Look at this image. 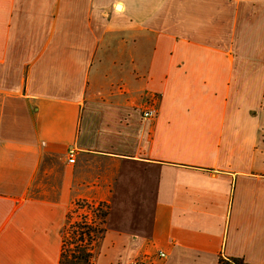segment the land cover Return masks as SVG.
<instances>
[{
	"label": "crops",
	"instance_id": "obj_1",
	"mask_svg": "<svg viewBox=\"0 0 264 264\" xmlns=\"http://www.w3.org/2000/svg\"><path fill=\"white\" fill-rule=\"evenodd\" d=\"M77 201L95 264H264V0H0V264Z\"/></svg>",
	"mask_w": 264,
	"mask_h": 264
},
{
	"label": "trees",
	"instance_id": "obj_2",
	"mask_svg": "<svg viewBox=\"0 0 264 264\" xmlns=\"http://www.w3.org/2000/svg\"><path fill=\"white\" fill-rule=\"evenodd\" d=\"M101 204L102 203H100V205ZM74 207L90 208L94 213L97 211L101 212L103 220L107 216L106 210L102 211L88 201H77ZM70 214L69 212L67 223L63 229L60 262L61 264H95L96 252L94 250V244L98 239L96 234H101L102 227L97 223L71 222ZM82 219H84V217H82ZM103 220L100 221V223L104 222ZM85 237L87 239H85Z\"/></svg>",
	"mask_w": 264,
	"mask_h": 264
},
{
	"label": "rangeland",
	"instance_id": "obj_3",
	"mask_svg": "<svg viewBox=\"0 0 264 264\" xmlns=\"http://www.w3.org/2000/svg\"><path fill=\"white\" fill-rule=\"evenodd\" d=\"M95 205V207L100 208L102 211H107V206L105 204H101L100 203H92ZM70 221L71 222H76V221H82V222H87L88 224H93V223H97L100 224L101 227L103 226V222L100 223V221L103 220L102 216H101V212H96L94 213V211H92V209L90 208H76V207H72L70 210ZM82 217H84V219H82ZM69 221V222H70ZM104 221V220H103ZM98 227V226H97ZM102 234V232H101ZM101 234H96L97 238L101 237ZM85 239H87L85 237Z\"/></svg>",
	"mask_w": 264,
	"mask_h": 264
},
{
	"label": "built area",
	"instance_id": "obj_4",
	"mask_svg": "<svg viewBox=\"0 0 264 264\" xmlns=\"http://www.w3.org/2000/svg\"><path fill=\"white\" fill-rule=\"evenodd\" d=\"M158 111H157V97L153 96L150 98H147L144 106H143V118L145 119H152L156 117ZM69 162L73 163L75 161V151L71 150L69 151ZM77 208V207H76ZM76 222H81L82 221H76ZM160 258L166 257L165 253H159L158 255ZM125 264H151V259L149 257H141L138 258L134 261H129Z\"/></svg>",
	"mask_w": 264,
	"mask_h": 264
}]
</instances>
